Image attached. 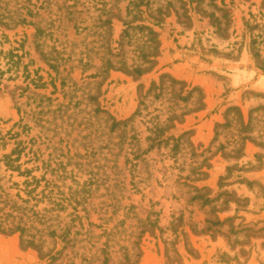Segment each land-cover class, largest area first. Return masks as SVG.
<instances>
[{
  "label": "rangeland",
  "instance_id": "rangeland-1",
  "mask_svg": "<svg viewBox=\"0 0 264 264\" xmlns=\"http://www.w3.org/2000/svg\"><path fill=\"white\" fill-rule=\"evenodd\" d=\"M0 264H264V0H0Z\"/></svg>",
  "mask_w": 264,
  "mask_h": 264
}]
</instances>
